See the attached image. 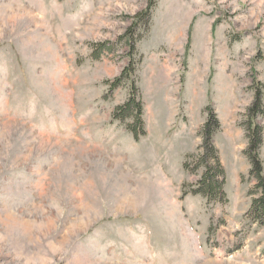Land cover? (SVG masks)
I'll return each instance as SVG.
<instances>
[{
	"label": "rangeland",
	"instance_id": "obj_1",
	"mask_svg": "<svg viewBox=\"0 0 264 264\" xmlns=\"http://www.w3.org/2000/svg\"><path fill=\"white\" fill-rule=\"evenodd\" d=\"M135 23L139 142L113 119L131 84L107 83ZM257 97L264 0H0V264H264V223L245 218ZM208 108L227 204L192 195L204 169L183 167Z\"/></svg>",
	"mask_w": 264,
	"mask_h": 264
},
{
	"label": "trees",
	"instance_id": "obj_2",
	"mask_svg": "<svg viewBox=\"0 0 264 264\" xmlns=\"http://www.w3.org/2000/svg\"><path fill=\"white\" fill-rule=\"evenodd\" d=\"M151 9L152 6L137 16V19L147 23L151 19ZM136 27L137 23H135L127 33L128 43L130 45L129 54L131 57L128 66L113 82L108 81L107 83L111 90L119 88L126 82L131 84V90L127 101L116 107L113 113V119L124 124L127 131L132 134L133 139L139 142L147 135V131L144 121V104L140 96V90L133 78V74L136 71V63L133 59L136 47L132 40H134L133 31ZM95 47L94 55L96 59H99L100 54L103 53V49L107 47V44H100L98 47L97 45ZM107 50L111 51V48ZM262 101L261 97H257L253 106L249 108L247 123L249 145L245 152L251 163L249 175L251 179L256 182L255 190L253 191L255 197L252 200L251 207L245 218L260 224L264 223V168L259 155L261 146L263 145V128L261 125L257 124L256 119L258 116L264 115V104ZM208 109L211 111V115L203 129V143L201 148H199V155H190L188 157V160H197V162L194 166H191L185 161L183 167L191 174L197 173L201 168L204 169L200 180L196 185L191 186L193 190L190 193L192 195H200L206 198L208 204H227L229 199L225 191L226 171L222 165L219 150L213 142V137L219 129L220 124L212 113L211 108ZM188 194L189 193H184L183 197H186Z\"/></svg>",
	"mask_w": 264,
	"mask_h": 264
}]
</instances>
